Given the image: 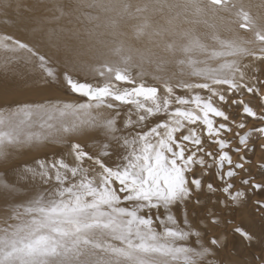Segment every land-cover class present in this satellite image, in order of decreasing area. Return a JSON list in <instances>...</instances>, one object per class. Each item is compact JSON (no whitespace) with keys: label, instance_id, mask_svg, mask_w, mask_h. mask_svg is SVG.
<instances>
[{"label":"snow or ice","instance_id":"obj_1","mask_svg":"<svg viewBox=\"0 0 264 264\" xmlns=\"http://www.w3.org/2000/svg\"><path fill=\"white\" fill-rule=\"evenodd\" d=\"M253 7L0 0V264H264ZM21 88L44 98L18 101ZM49 145L63 151L15 162Z\"/></svg>","mask_w":264,"mask_h":264},{"label":"rangeland","instance_id":"obj_2","mask_svg":"<svg viewBox=\"0 0 264 264\" xmlns=\"http://www.w3.org/2000/svg\"><path fill=\"white\" fill-rule=\"evenodd\" d=\"M245 2L246 3L250 2L253 5H258L261 3V0H245ZM251 11L253 12L254 15L257 13L264 14V9L257 8V7H253L251 9ZM216 23L218 25V30H219L220 34L222 36H224L225 38H231V31L229 29H232V31L234 32V34L236 36H241L244 38H251L250 33L244 32L243 30L239 29L237 25H234V24L229 25L227 22H216ZM200 30L206 31V32L211 31L210 29H207L204 26H201ZM0 31H2V30H0ZM143 43L148 44L146 40L143 41ZM113 57L118 58L117 56H113ZM0 59H2V56H0ZM98 63H100V62H96L95 64H98ZM257 68L264 70V65H261V64H259V62H257ZM178 71H179L178 69H175L174 67L172 68V67L168 66L165 68V73H163V74H166V73L169 74V72L174 73V72H178ZM169 75H171V74H169ZM83 76L84 75H81V79L87 78V79L91 80L94 78L91 75H89V77L84 76L85 78ZM146 79H150V77H146ZM43 98H44V95H37L36 93H34L33 91H31L27 88H21L19 94L17 96H15V99H17L18 101H21V102L39 100V99H43ZM54 98L67 99L68 97H63L62 95L57 94ZM61 151H63L62 148L55 146V145H49V146L41 148L39 150H34V151L30 152L31 154L28 153V154L24 155V157L22 155L18 156L15 158V162L18 164L31 163L34 158L50 157L54 153H59Z\"/></svg>","mask_w":264,"mask_h":264},{"label":"bare ground","instance_id":"obj_3","mask_svg":"<svg viewBox=\"0 0 264 264\" xmlns=\"http://www.w3.org/2000/svg\"><path fill=\"white\" fill-rule=\"evenodd\" d=\"M32 2V0H21V3L22 4H24V3H31ZM233 36H236L235 34H234V32L233 31H231V37H233ZM106 39H108V38H106ZM53 41H60V42H67V43H70V44H76L77 43V41L74 39V38H69V37H67L66 35H64L63 33H61V34H59V35H57V36H55L54 38H53ZM111 47H115V44H110V45H108V48H111ZM135 47H137V48H140V49H146V48H149V47H151V45H149V44H146V43H143V42H141V43H138V44H135ZM108 48H105V49H103L105 52H107L108 51ZM107 59L109 60V62H118V60H119V57L118 58H114L112 55H108L107 56ZM96 62H101V61H98V60H90L89 61V63H96ZM169 67H174L175 69H178L174 64H169L168 65ZM167 65H166V67H168ZM147 67V66H146ZM152 69L149 67V71H151ZM166 74H168V73H166ZM169 74H172V72H169ZM168 74V75H169ZM81 75H84V74H81ZM85 76V75H84ZM83 76V77H84ZM88 77H89V75H88ZM85 78V77H84ZM94 79V78H93ZM78 139H81V138H78ZM28 154V153H27ZM31 154V153H30ZM24 155H26V154H24ZM24 155H22L23 157H24ZM28 156V155H27Z\"/></svg>","mask_w":264,"mask_h":264}]
</instances>
